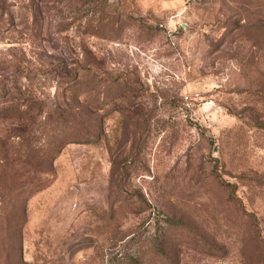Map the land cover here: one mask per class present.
Listing matches in <instances>:
<instances>
[{
	"label": "rangeland",
	"instance_id": "obj_1",
	"mask_svg": "<svg viewBox=\"0 0 264 264\" xmlns=\"http://www.w3.org/2000/svg\"><path fill=\"white\" fill-rule=\"evenodd\" d=\"M263 123L264 0H0V264H264Z\"/></svg>",
	"mask_w": 264,
	"mask_h": 264
},
{
	"label": "trees",
	"instance_id": "obj_2",
	"mask_svg": "<svg viewBox=\"0 0 264 264\" xmlns=\"http://www.w3.org/2000/svg\"><path fill=\"white\" fill-rule=\"evenodd\" d=\"M262 127H264V123L262 124ZM50 183V180H45L42 183L38 184L36 187L33 188L32 192H36L39 191L41 189H43L44 187H46L48 184Z\"/></svg>",
	"mask_w": 264,
	"mask_h": 264
}]
</instances>
